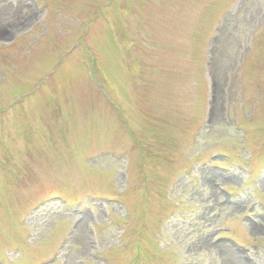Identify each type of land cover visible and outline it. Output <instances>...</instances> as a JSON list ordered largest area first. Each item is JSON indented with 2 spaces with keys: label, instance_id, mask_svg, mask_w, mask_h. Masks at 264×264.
Listing matches in <instances>:
<instances>
[{
  "label": "rangeland",
  "instance_id": "1",
  "mask_svg": "<svg viewBox=\"0 0 264 264\" xmlns=\"http://www.w3.org/2000/svg\"><path fill=\"white\" fill-rule=\"evenodd\" d=\"M0 264H264V0H0Z\"/></svg>",
  "mask_w": 264,
  "mask_h": 264
}]
</instances>
